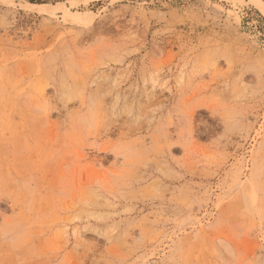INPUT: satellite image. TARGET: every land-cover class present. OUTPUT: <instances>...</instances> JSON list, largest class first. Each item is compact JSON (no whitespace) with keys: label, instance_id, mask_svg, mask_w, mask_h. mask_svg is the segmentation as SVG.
<instances>
[{"label":"rangeland","instance_id":"374dc122","mask_svg":"<svg viewBox=\"0 0 264 264\" xmlns=\"http://www.w3.org/2000/svg\"><path fill=\"white\" fill-rule=\"evenodd\" d=\"M43 1L0 0V264H264V0Z\"/></svg>","mask_w":264,"mask_h":264},{"label":"bare ground","instance_id":"6f19581e","mask_svg":"<svg viewBox=\"0 0 264 264\" xmlns=\"http://www.w3.org/2000/svg\"><path fill=\"white\" fill-rule=\"evenodd\" d=\"M87 72V71H86ZM92 72V71H91ZM85 73V72H84ZM103 76V75H102ZM81 82H82V80H80ZM155 82V81H154ZM100 87V86H99ZM193 87V86H192ZM157 88V87H156ZM95 94H96V92H95ZM186 94V93H185ZM156 97V96H155ZM176 99H178V98H176ZM216 99V98H215ZM162 100H164V99H162ZM181 100V99H180ZM98 101V100H97ZM161 101V100H160ZM176 101V100H175ZM178 102H181V101H178ZM153 103V102H152ZM182 103V102H181ZM102 104V103H101ZM100 104V105H101ZM157 104V103H156ZM174 104H176V103H174ZM149 105V104H148ZM181 105V104H180ZM150 106V105H149ZM176 107V106H175ZM174 107V108H175ZM186 107H187V105H186ZM173 109V108H172ZM164 110H166V109H164ZM171 110V109H170ZM173 111V110H172ZM175 111H178V109L176 110V108H175ZM142 113V112H141ZM144 113V112H143ZM221 115V114H220ZM110 116V115H109ZM105 122V121H104ZM164 122V121H163ZM167 124V123H166ZM140 126V125H139ZM174 126H176V125H174ZM166 128V127H165ZM49 129V128H48ZM67 137V136H66ZM127 138V137H126ZM68 139V138H67ZM184 140V139H183ZM180 141H181V139H180ZM56 143V142H55ZM57 145H59V144H57ZM109 146V145H108ZM170 146V145H169ZM38 147V146H37ZM53 147V146H52ZM99 152V151H98ZM38 154V153H37ZM149 159H151V158H149ZM40 161V160H39ZM152 161V160H151ZM36 162V161H35ZM154 162V161H153ZM55 166V165H54ZM160 166V165H159ZM67 169V168H66ZM102 169V168H101ZM42 170V169H41ZM118 170V169H117ZM60 172V171H59ZM106 177V176H105ZM66 178V177H65ZM85 197V196H84ZM39 198V197H38ZM94 204V203H93ZM72 208V207H71ZM52 211V210H51ZM45 213V212H44ZM78 218V217H77ZM45 219V218H44ZM47 222V221H46ZM236 223V222H235ZM27 225V224H26ZM23 229V228H22ZM11 233V232H10ZM83 253V252H82ZM78 258V257H77Z\"/></svg>","mask_w":264,"mask_h":264},{"label":"trees","instance_id":"16d2710c","mask_svg":"<svg viewBox=\"0 0 264 264\" xmlns=\"http://www.w3.org/2000/svg\"><path fill=\"white\" fill-rule=\"evenodd\" d=\"M32 4H45L46 2L43 0H29Z\"/></svg>","mask_w":264,"mask_h":264}]
</instances>
